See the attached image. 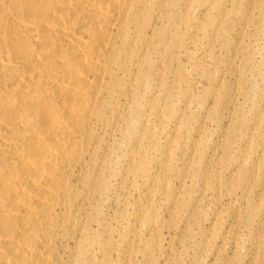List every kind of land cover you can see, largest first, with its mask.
I'll return each mask as SVG.
<instances>
[{
  "label": "bare ground",
  "instance_id": "6f19581e",
  "mask_svg": "<svg viewBox=\"0 0 264 264\" xmlns=\"http://www.w3.org/2000/svg\"><path fill=\"white\" fill-rule=\"evenodd\" d=\"M164 7V0H0V264H134L131 258L140 245L150 254L160 250L162 264H179L178 247L187 253L185 236L192 233L193 241L201 239L194 242L196 249L214 256L200 264H225L220 261L224 248L217 242L233 250L241 263L237 247L243 238L237 230L243 225L252 234L246 240L255 245L247 264L262 263L264 195L252 200V180L232 184L245 177L244 152L253 151L260 160L257 169L264 168V134L256 131L245 135L255 143L240 149L229 189H223L217 170L202 156L179 170L180 186L161 206L168 218L139 209L136 218L149 231L144 239L117 250L118 219L100 211L108 199L106 151L115 132L124 137L123 126L130 121L136 131L128 145L126 172L131 176L144 152L138 133H152L143 125L152 105L139 107L136 115L130 105L138 99L145 73L155 66L150 44L161 31ZM173 18L175 27L181 26L176 11ZM174 40L169 34L168 51ZM190 144L194 153L209 148L208 143ZM160 153L149 177L167 185L155 179L169 167V155L163 148ZM186 174L199 185L198 193L210 191L214 204L208 213L203 197L189 204L179 199ZM237 190L238 199L225 201L224 195ZM219 219L228 220L225 229L217 228ZM189 220L192 225H186ZM205 222L211 224L208 229ZM163 228H178L180 235L165 241Z\"/></svg>",
  "mask_w": 264,
  "mask_h": 264
},
{
  "label": "rangeland",
  "instance_id": "374dc122",
  "mask_svg": "<svg viewBox=\"0 0 264 264\" xmlns=\"http://www.w3.org/2000/svg\"><path fill=\"white\" fill-rule=\"evenodd\" d=\"M164 1L165 7L161 12L164 15L158 23L161 31L157 36L153 35L150 44V60L155 66L150 73H145L136 92L138 99L130 105L135 115L139 107H153L150 111L146 109L150 118L146 120L143 117L144 127L150 128L152 133H138V147L144 152L137 174L131 176L126 172L130 161L128 145L136 133L131 121L126 126L122 125L126 130L124 137L115 132L106 151L110 184L108 199L103 201L100 211L118 219V222L115 220V227L120 235L114 234L117 250L137 237L142 240L148 236L149 231L136 218L141 207L168 218L161 206L170 192L180 186L175 178L177 172L189 167L195 155L202 156L208 165L215 167L226 190L230 187L229 174L240 149L255 143L254 139H245L246 133L251 130L264 134V0ZM170 3L172 5L167 6ZM174 11L177 17H181V26L175 27ZM169 34L175 39L172 51L167 48ZM223 64H228L229 68L224 70ZM133 125L137 126L134 122ZM228 134H231L229 142ZM192 141L208 143L209 148L194 153L190 151ZM160 148L169 155V167L155 179H165L167 185H162L160 181L153 183L149 177L161 155ZM244 154L245 177L233 180L232 184L240 187L244 180H252L251 198L257 202L264 195V168L257 169L260 160L253 151ZM179 157L182 160L177 162ZM184 188L180 191V200L189 204L197 197H203V209L206 213L210 211L214 203L208 189L198 193L199 185L189 174H186ZM240 196L241 191L237 190L223 197L232 203ZM229 213L228 210L225 215ZM228 224V220L219 219L216 226L225 229ZM133 225L136 227L134 231L131 230ZM186 225H192V220ZM210 225L205 222L203 228L208 229ZM237 232L243 238L237 247L241 251V263L234 259L233 250L216 243V246L224 248L220 261L225 264H247L254 249L255 245L246 240L252 237L249 230L243 225ZM179 235L178 228H163L160 231V237L165 241ZM185 237L188 251L185 253V248L178 247L176 258L179 264H200L203 259L214 261L209 251L199 252L196 249L194 242L201 239L193 241L196 237L194 233ZM143 252L145 250L140 245L131 261L134 264H162L160 250L155 249L152 254ZM112 260L118 261L116 252H113ZM261 264H264V254Z\"/></svg>",
  "mask_w": 264,
  "mask_h": 264
}]
</instances>
